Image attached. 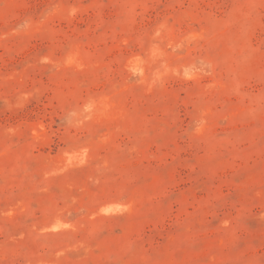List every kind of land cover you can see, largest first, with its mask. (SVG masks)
<instances>
[{"label": "rangeland", "instance_id": "obj_1", "mask_svg": "<svg viewBox=\"0 0 264 264\" xmlns=\"http://www.w3.org/2000/svg\"><path fill=\"white\" fill-rule=\"evenodd\" d=\"M0 264H264V0H0Z\"/></svg>", "mask_w": 264, "mask_h": 264}]
</instances>
